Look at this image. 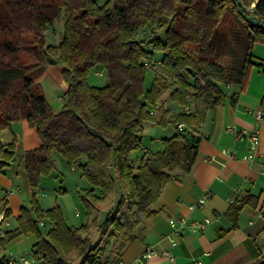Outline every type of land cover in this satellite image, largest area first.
Listing matches in <instances>:
<instances>
[{
	"label": "trees",
	"instance_id": "trees-1",
	"mask_svg": "<svg viewBox=\"0 0 264 264\" xmlns=\"http://www.w3.org/2000/svg\"><path fill=\"white\" fill-rule=\"evenodd\" d=\"M249 15L260 25L251 24ZM60 20L61 40L50 44L47 32ZM148 30L151 50L144 46ZM257 42L264 43V0H0V133L20 119L37 129L42 144L25 153L33 189L53 168V150L70 165L79 163L92 185L81 193L87 224L69 225L58 205L44 210L33 195L9 238L37 231L32 251L39 264H120L141 214H152L164 186L191 171L202 139L197 128L208 112L225 102L230 88L245 87ZM155 52L163 54L162 74L155 73L148 85ZM45 66L52 67L56 82L68 83L59 112L33 78ZM100 66L109 83L92 85L89 72ZM148 121L171 125L176 133L162 138L163 150H147L135 167L131 155ZM16 141L15 136L9 143L0 140V173L15 160ZM118 185L121 199L103 222V235L114 238L107 251L104 239L92 244L91 235L100 226L99 204L114 196ZM124 203L129 213L119 215ZM247 204L264 213V189L233 201L230 215L238 220ZM44 214L55 227L42 232L38 222ZM0 264L7 260L0 258Z\"/></svg>",
	"mask_w": 264,
	"mask_h": 264
},
{
	"label": "crops",
	"instance_id": "crops-1",
	"mask_svg": "<svg viewBox=\"0 0 264 264\" xmlns=\"http://www.w3.org/2000/svg\"><path fill=\"white\" fill-rule=\"evenodd\" d=\"M253 59L256 64L250 68L245 87L230 88L225 102L211 109L197 128L202 139L191 171L164 186L150 207L154 211L152 214H141V221L134 229L135 237L123 251L122 262L130 263L148 249H153L155 254L146 264H191L195 261L254 264L264 258V213L250 204L243 207L238 220L229 213L231 203L237 198L257 195L264 189V122L256 120L258 109L264 115V67L258 64L264 62V43H255ZM256 127L260 129L261 139L257 156L254 160H246L245 156L252 152L250 138L247 134L239 137L238 132ZM175 133L171 125L163 128L148 121L142 143L136 150L141 151V157L147 150L161 151L164 148L162 138ZM14 136L17 138L15 160L0 174V209H9L19 217L23 205L15 208L13 202L19 200V192H22L23 173L29 182L25 153L39 147L42 141L27 119L13 122L11 131L3 129L0 140L9 143ZM225 150L235 151L236 158L228 157ZM238 187L241 190L236 193ZM206 191L210 196L204 207L190 210L189 205ZM180 216L207 219L208 227L202 233L176 234L170 220ZM171 238H177L178 243L174 245ZM167 250L174 254L173 261L169 255L162 254Z\"/></svg>",
	"mask_w": 264,
	"mask_h": 264
},
{
	"label": "rangeland",
	"instance_id": "rangeland-1",
	"mask_svg": "<svg viewBox=\"0 0 264 264\" xmlns=\"http://www.w3.org/2000/svg\"><path fill=\"white\" fill-rule=\"evenodd\" d=\"M106 1L107 0H99V4H104ZM63 32L64 20H60L48 30L47 42L50 44L59 43ZM149 32L150 31L148 30L145 33L147 37L144 46L151 50L152 44L150 41L152 40V36L149 35ZM162 57L163 54L161 52H155L156 62L154 63L153 67L148 69L146 74V83L148 85L152 82L155 73L162 74V67L159 61ZM29 60L32 61L33 59L29 58ZM222 60L224 61V59ZM253 60L256 61L255 59ZM33 78L41 83L50 108L54 112H59L63 107L64 99L67 98V81L63 80L62 82H55V79L52 76L51 66H45L37 69L33 74ZM88 82L92 85H105L109 83L108 71L102 67L91 69L88 75ZM165 97H167V95ZM8 130L11 131L10 129ZM140 152V150H134L132 152L131 161L132 164L135 165V167L140 164ZM18 154L20 153L18 152ZM51 158L53 160V168L48 170L47 172H43L39 176L38 186L35 189L30 187L29 182L25 179L26 175L24 173L22 174V192H19V200L13 202V207L16 208L20 205H23V207L30 208L33 195H35L40 207L44 210L58 205L61 209L65 221L69 225L79 227L83 224H87L90 221V217L87 213V209L81 197V193L84 192L85 189L92 188V185L90 184L88 179L82 175L79 163L70 165L67 162L65 156L57 150L52 151ZM95 191L96 193H99L98 188H96ZM1 199L2 195L0 196V200ZM120 199L121 191L118 185L116 194L99 204L97 221L100 226L93 227L91 243L95 244L100 241V239H104L107 245V251L110 250L114 242V238L109 239L108 235H103L102 232L105 231L103 228V222L108 213L110 211H114L117 208ZM124 212L129 213L127 203H124L120 207L119 215L123 214ZM96 214L97 213H94L92 218ZM33 215L35 216L34 213ZM44 215V219L48 222L47 230H50L51 228L49 226V222L52 219L46 214ZM17 218L18 217H16L14 212L10 211V224L3 226V230L6 232V238L1 242L2 247L0 250V258L11 256V254L18 255L29 251L33 248V244L38 240L37 231H29L27 233H21L14 238H9L8 231L13 230L18 226ZM39 228L42 232H44V228L42 226H40ZM115 233L117 234V232Z\"/></svg>",
	"mask_w": 264,
	"mask_h": 264
},
{
	"label": "built area",
	"instance_id": "built-area-1",
	"mask_svg": "<svg viewBox=\"0 0 264 264\" xmlns=\"http://www.w3.org/2000/svg\"><path fill=\"white\" fill-rule=\"evenodd\" d=\"M255 2L251 4V6L247 9V13H251L254 9ZM153 113V111L151 112ZM256 120L257 122H264V115L261 109H258L256 111ZM183 124H179V128L182 129ZM247 134L250 138V150L252 151L248 155L245 156L246 160H254L255 157L257 156V150L260 145V129L255 128L251 131H246V130H241L238 132V136H242ZM225 153L228 157L230 158H236V152L235 151H230V150H225ZM240 187L236 189V193L240 191ZM210 196V193L208 191L204 192L196 202L191 203L189 205L190 210H194L196 208H203L206 201L208 200ZM78 214V212H77ZM170 223L172 227L174 228V232L176 234H184L186 232H193V233H202L204 232L207 227L209 221L207 219H189L187 216H180L176 218H172L170 220ZM9 216L6 214L5 209H0V250H1V242L6 238V232L3 230L4 225H9ZM39 225L42 227H47L48 222L43 218L39 220ZM50 228H54L55 224L53 221L49 222ZM172 243L175 245L178 243L177 238H171ZM155 254V251L153 249H148L146 250L140 257L135 259L134 261L130 263H124L120 262V264H146L148 259L151 258ZM164 255H169L170 259L173 261L174 260V254L172 251L167 250L162 252ZM7 260V264H39V260L34 256V253L31 250L26 251L24 253L15 255L11 254V256H5L4 257ZM191 264H202V261H195Z\"/></svg>",
	"mask_w": 264,
	"mask_h": 264
},
{
	"label": "water",
	"instance_id": "water-1",
	"mask_svg": "<svg viewBox=\"0 0 264 264\" xmlns=\"http://www.w3.org/2000/svg\"><path fill=\"white\" fill-rule=\"evenodd\" d=\"M240 4H241L242 8H245V5H244L241 1H240ZM247 20H248L251 24H253V25H255V26H259V25H260V21H259V19H257L254 15H249V16L247 17ZM254 264H264V258H262L261 260L257 261V262L254 263Z\"/></svg>",
	"mask_w": 264,
	"mask_h": 264
}]
</instances>
